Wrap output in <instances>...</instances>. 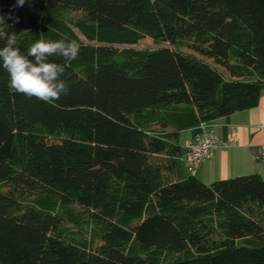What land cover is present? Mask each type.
<instances>
[{
  "label": "trees",
  "instance_id": "1",
  "mask_svg": "<svg viewBox=\"0 0 264 264\" xmlns=\"http://www.w3.org/2000/svg\"><path fill=\"white\" fill-rule=\"evenodd\" d=\"M0 14V47L80 45L51 58L69 85L55 105L0 67V264H264L262 178L205 184L180 143L258 104L264 0H0ZM146 37L167 46L134 47Z\"/></svg>",
  "mask_w": 264,
  "mask_h": 264
},
{
  "label": "crops",
  "instance_id": "2",
  "mask_svg": "<svg viewBox=\"0 0 264 264\" xmlns=\"http://www.w3.org/2000/svg\"><path fill=\"white\" fill-rule=\"evenodd\" d=\"M207 128L221 145L198 168L185 170L186 174L195 175L205 184L249 174H257L264 181V92L256 106L223 116ZM188 132L190 135H185ZM197 132L199 128H192L181 135H185V141Z\"/></svg>",
  "mask_w": 264,
  "mask_h": 264
},
{
  "label": "clouds",
  "instance_id": "3",
  "mask_svg": "<svg viewBox=\"0 0 264 264\" xmlns=\"http://www.w3.org/2000/svg\"><path fill=\"white\" fill-rule=\"evenodd\" d=\"M23 6L25 0H16ZM8 19H11L9 16ZM18 21V18H16ZM6 18L0 14V32L5 30ZM17 45V36L11 33L7 42L0 47V67L9 75V88L26 98H36L47 104L55 105L62 95L69 91V85L63 79L65 66L51 58L58 57L64 61L79 58L80 45L75 40L61 38L58 40L40 39L32 43L26 53Z\"/></svg>",
  "mask_w": 264,
  "mask_h": 264
},
{
  "label": "built area",
  "instance_id": "4",
  "mask_svg": "<svg viewBox=\"0 0 264 264\" xmlns=\"http://www.w3.org/2000/svg\"><path fill=\"white\" fill-rule=\"evenodd\" d=\"M207 127L208 124L201 125L193 138L183 142L182 161L191 170L198 168L201 161L210 158L221 145L219 138Z\"/></svg>",
  "mask_w": 264,
  "mask_h": 264
},
{
  "label": "rangeland",
  "instance_id": "5",
  "mask_svg": "<svg viewBox=\"0 0 264 264\" xmlns=\"http://www.w3.org/2000/svg\"><path fill=\"white\" fill-rule=\"evenodd\" d=\"M78 35L82 40H84V38L80 34H78ZM159 46H167V44L166 43H155L148 37L141 39L137 44L134 45L135 48H156ZM183 50L186 51V49H183ZM185 135H190V133L188 132ZM185 135L182 134L180 136V143L181 144L184 142ZM184 168H185L186 172L191 171V169L187 168L186 166H184Z\"/></svg>",
  "mask_w": 264,
  "mask_h": 264
}]
</instances>
